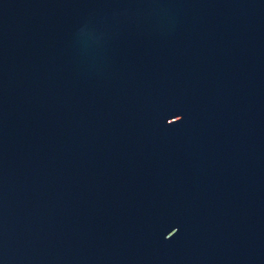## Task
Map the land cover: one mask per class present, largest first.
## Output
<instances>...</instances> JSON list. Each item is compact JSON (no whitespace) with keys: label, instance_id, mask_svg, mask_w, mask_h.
I'll return each instance as SVG.
<instances>
[{"label":"water","instance_id":"obj_1","mask_svg":"<svg viewBox=\"0 0 264 264\" xmlns=\"http://www.w3.org/2000/svg\"><path fill=\"white\" fill-rule=\"evenodd\" d=\"M0 264H264V0H0Z\"/></svg>","mask_w":264,"mask_h":264}]
</instances>
